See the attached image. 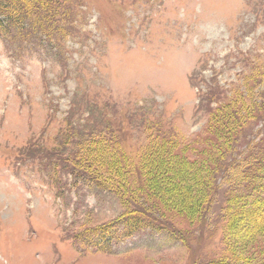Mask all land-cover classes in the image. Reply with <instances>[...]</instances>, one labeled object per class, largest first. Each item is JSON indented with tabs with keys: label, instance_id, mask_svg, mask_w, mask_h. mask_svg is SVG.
<instances>
[{
	"label": "rangeland",
	"instance_id": "obj_1",
	"mask_svg": "<svg viewBox=\"0 0 264 264\" xmlns=\"http://www.w3.org/2000/svg\"><path fill=\"white\" fill-rule=\"evenodd\" d=\"M57 7L48 30L27 25L0 36V264H226L232 256L264 264V233L228 227L246 209L236 199L258 154L251 124L264 116V0ZM201 91L211 101L198 108ZM107 120L108 137L136 169L161 139L175 147L173 167L181 168L166 185L193 188V210L182 195L155 193L141 170L144 194L130 202L157 214L161 230L126 236L119 224L108 239L93 235L126 202L76 180L69 159L82 154L78 139H97Z\"/></svg>",
	"mask_w": 264,
	"mask_h": 264
},
{
	"label": "trees",
	"instance_id": "obj_2",
	"mask_svg": "<svg viewBox=\"0 0 264 264\" xmlns=\"http://www.w3.org/2000/svg\"><path fill=\"white\" fill-rule=\"evenodd\" d=\"M59 4H61V0H0V36L3 39H9L13 32L22 31L24 29L23 27L27 25L30 28H42L44 31L48 30L50 27L48 22H52L50 18L58 14L57 5ZM27 18H32V23H28L26 21ZM36 32L38 33V31ZM199 94L201 97L199 98L197 107L202 108L210 103V94L207 92L204 93L203 91ZM98 112L101 113L102 110L98 109ZM102 114L99 116L102 117L104 115ZM103 121H105L104 116ZM111 123L112 121L109 120L104 123L102 130L96 134L97 139H91L87 134L81 136L76 146L80 147L82 154L78 157L76 156V161L69 159L77 168V171L74 170L75 173L73 172L71 174L76 180H82L86 183L96 185L97 187H101V190L107 189L114 192L122 201L126 202L124 214L115 219L113 223L94 230L92 232L93 235L99 232L102 239H108L114 236L117 225L119 224L122 225L123 229L125 228L124 232L126 236H130L142 229H156V232H159L157 230H161L162 226L156 220L158 218V216H156L157 214L151 216L150 214L140 213L132 207L133 205L130 202L131 197L139 198L144 194V192H142L144 189L141 188V183L138 182L139 174H142L141 170L143 174L145 173L146 183H148L151 188L153 185L155 186L153 188L155 193L166 195L168 196L167 198L175 195L177 197L182 195L181 201L183 205L185 204L184 209L193 210L194 204L197 203L193 198V188L188 187L187 190H184L187 183L184 181L183 183L185 186L182 187L183 180L179 181V184L176 185H166V182L174 177L177 168H181L179 166L176 168L173 167L175 147L171 145L166 146V143L163 142L164 139H161L158 144L156 142L159 146H153L154 149L151 150L155 153L144 154V157L142 156L143 159L140 160L141 167L136 169L135 166H132V160H129V158L125 156L126 151L118 144L120 141L118 142L116 139V141H114L108 137L113 134L114 130ZM251 125L252 129H256V131L260 132V138H255L254 141H256V139H258V141H256L252 147L258 151V154L252 155L253 157L250 158L251 165L248 167L249 170L244 171L245 174L249 176H244L243 178L247 185V189L243 196L236 199L237 203H243L246 209L238 208L234 221H232L228 227L234 230V228L237 229L241 227L240 224H242L249 226L242 230L247 232L252 230L253 234H259L264 233V116L259 115L255 117ZM94 133H96V131H94ZM240 145L241 144L238 143L234 146V148L236 147V152L232 162H236L239 157L242 148ZM227 168L230 171L235 169L232 163H229ZM103 169H105L106 172H103ZM226 173L227 171H222L216 176L215 184L217 186L219 184L218 180L223 178ZM134 174L135 177L132 176ZM133 179L137 180V185ZM172 182L175 183V180H172ZM127 205L131 208L127 207ZM256 221L258 225L255 224ZM158 224L159 228L157 229L155 227ZM188 237L191 238V236L185 235V240L189 242ZM201 237L202 236H198V241H201ZM245 258L246 257L238 256L236 259V256H232L226 264H251L250 261Z\"/></svg>",
	"mask_w": 264,
	"mask_h": 264
}]
</instances>
